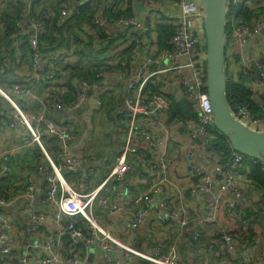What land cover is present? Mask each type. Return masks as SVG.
I'll return each instance as SVG.
<instances>
[{"label":"built area","instance_id":"built-area-1","mask_svg":"<svg viewBox=\"0 0 264 264\" xmlns=\"http://www.w3.org/2000/svg\"><path fill=\"white\" fill-rule=\"evenodd\" d=\"M239 9L259 16L237 23ZM227 11L226 70L237 67V79L246 81L258 104L264 97V0H227ZM5 14L15 17L10 29ZM81 14L89 19L78 39L70 25L77 27ZM25 18L35 33L22 28ZM165 29L173 33L162 42L158 34ZM49 34L54 43L41 40ZM69 68L95 70V80L84 72L68 78ZM106 74L126 82L111 112L120 142L109 162L86 150L81 118L91 108L96 116L116 94L102 86ZM69 91L72 99H66ZM172 103L189 106L192 117L175 116ZM235 109L241 123L264 131V119L248 106ZM76 113L78 123L52 116ZM20 149L36 152L37 162L22 173L0 168V184L13 175L0 196V264H264V236L253 243L240 236L260 226L239 204L244 169L264 167V160L235 152L214 126L197 0H0V158ZM188 181L189 187L180 186ZM198 196L210 198L196 212L197 222L171 204ZM156 202L163 210L156 226L193 243L209 240L205 252L212 257L182 262L175 240L151 251L134 246L128 231L110 230L101 219L106 212L112 223L124 221L135 231Z\"/></svg>","mask_w":264,"mask_h":264},{"label":"crops","instance_id":"crops-1","mask_svg":"<svg viewBox=\"0 0 264 264\" xmlns=\"http://www.w3.org/2000/svg\"><path fill=\"white\" fill-rule=\"evenodd\" d=\"M77 22V28L72 27L73 24L70 25V30L73 35H75L76 38L80 39V36L78 34L83 33L85 34L81 27L84 24V21L82 19L78 18L76 20ZM24 24V22H23ZM22 24V28L24 29ZM33 29V28H32ZM25 30V29H24ZM28 32V31H26ZM29 33V32H28ZM82 35V34H81ZM87 44V50L88 52L91 51V43ZM228 72L226 70V77L227 80L231 81H237L236 77V71L237 67L235 65H232L228 68ZM106 80L103 81L102 86L110 88V86H113L116 90L117 97L120 101V96L122 93L123 86L126 84L123 78L114 77L113 75L106 74ZM231 78V80H230ZM40 91H38V94ZM91 93H88L90 95ZM6 104L3 103V108H5ZM114 109V108H113ZM8 113H12V111L8 110ZM54 119L59 122L62 119H73L76 120L75 117H78L79 114L76 113L72 116H59L52 114ZM117 148L112 149V154L115 152ZM203 155V154H202ZM111 152L106 151L103 155V158L106 160V162H109L111 160ZM8 158L1 159L0 158V168L3 166V164H6V166L9 167L11 171H20L22 173L23 170H29L33 167L34 163L37 162V156L36 152L32 151L31 149H20L19 151H10ZM10 160L7 162V160ZM197 163L201 166L206 167V165L201 161L200 158L197 159ZM248 168L245 169V174H247ZM247 179V175H246ZM13 180V175H10L8 177V182ZM248 180L246 182H242L240 184V188L242 189V199H240V206L243 210H248L255 206L260 201V195L254 191L251 190V188L248 187ZM191 183L188 182H182L180 183V186H185V188L189 187ZM116 200L120 197L121 192L119 189H116ZM210 196H198L195 199L191 200V202L188 201H179V200H173L171 204L173 203L175 206H178L179 209H183L185 213H187V216L190 217L194 222H197L198 217L196 212L199 210L203 211L206 202ZM163 213V210L158 202L154 203L151 207L150 213L148 217L146 218L145 222L141 225V227L135 231H130L128 229V226L124 221L118 220V221H112L110 220V215L106 212L100 213L101 219L106 223L107 227L110 230H116L119 229L120 231H125L130 233V241L134 246L138 247H146L148 246L149 251H151V248L154 246H158L159 244L167 248L170 241H176L178 252L180 255V259L182 262H198L202 258H211L212 257V251H209L208 253L205 252L206 246L209 243L208 241H205L203 243H193L188 235L180 234V233H174V234H168L166 233V230L164 227H162L161 224L155 225V221L157 223L158 217H160ZM175 231V229H174ZM212 231V228H211ZM256 231V230H255ZM258 234H260L262 237L264 236V228L260 227L256 231ZM211 240V239H210ZM24 245L21 246L20 251L24 250ZM121 264H129L127 261H122ZM132 264H147L142 263L140 261L134 260L132 261Z\"/></svg>","mask_w":264,"mask_h":264},{"label":"water","instance_id":"water-1","mask_svg":"<svg viewBox=\"0 0 264 264\" xmlns=\"http://www.w3.org/2000/svg\"><path fill=\"white\" fill-rule=\"evenodd\" d=\"M203 12V30L206 38V91L211 103L215 128L228 138L232 149L253 161L264 160V131H253L232 113L226 96L225 37L227 0H197ZM23 27L35 33L24 19ZM264 33V32H263ZM251 70L261 79L255 63ZM81 113V111H77ZM90 260V259H89Z\"/></svg>","mask_w":264,"mask_h":264},{"label":"trees","instance_id":"trees-1","mask_svg":"<svg viewBox=\"0 0 264 264\" xmlns=\"http://www.w3.org/2000/svg\"><path fill=\"white\" fill-rule=\"evenodd\" d=\"M18 13L19 11L15 12V17H18ZM122 14L127 15L126 13H122ZM258 16L259 14L254 13L253 11H250L247 9H242V10L239 9L238 15L236 16V22L240 23L239 21L241 22L250 21L252 19H255ZM15 17L13 19L11 16L5 14V19H6L8 28L9 26L11 27L13 25V22H14L13 20H15ZM81 17H82V21L89 19L88 16L87 17L82 16L81 14L77 16V18L75 17L74 20L76 21L78 20V18L81 19ZM172 33H173L172 29H165L158 34V37L162 42H166V40L172 35ZM51 39L52 37L50 36V34L46 37L41 38V40L43 42H46L47 44L48 43L50 44ZM55 44L59 45L60 43L58 42ZM75 71L76 70L72 71L69 68L68 78H79L80 76L78 74H81L82 72H84L86 77H88L89 79L95 80L94 78V76L96 75L95 70L89 71L88 69L85 70L84 68H80L79 73L78 71L76 72ZM226 96L229 102L230 109L232 110L233 113H236L237 111L235 109L236 106H248V108L254 115L259 117L260 119H264V111L262 110V108H264V97L260 98L258 104L252 102L250 100L251 92L249 91L245 80L237 79L236 82L235 81L230 82L228 80L227 88H226ZM72 98H73L72 91H69V94L66 96V99H72ZM111 104L113 106L112 109L118 108L120 106V101L118 97L115 98V96L111 95L106 100V102L103 104L100 110L106 111L107 105H111ZM171 110H172V113L179 118H187V117L191 118L192 117V111L190 107L189 106L187 107L183 103H172ZM106 113L107 114L110 113L109 117L110 119H113V117L111 116L110 110L109 111L107 110ZM246 175H247V180L249 182L248 187H250L251 189H254L260 195V201L257 204H255L254 207L248 210H244V211L246 212L250 220L254 222L255 225H258L264 228V223L262 222L264 218V167L260 166V164L248 165V170H247ZM7 180L8 179H5V181H3V183L0 184V196L5 194L6 191H8L7 189L9 186L7 187V185H9L10 182H8ZM240 234H241L240 236H243L250 243H253L254 238H256L257 235L261 236L254 229H251V228H248L246 230H241Z\"/></svg>","mask_w":264,"mask_h":264},{"label":"rangeland","instance_id":"rangeland-1","mask_svg":"<svg viewBox=\"0 0 264 264\" xmlns=\"http://www.w3.org/2000/svg\"><path fill=\"white\" fill-rule=\"evenodd\" d=\"M77 28V27H74ZM59 41L57 40L56 43ZM51 43H54V39H51ZM57 47V45H55ZM74 71L73 69H71ZM237 79V78H236ZM115 98H117V94H114ZM117 101V100H115ZM112 104L107 105V110L112 112ZM95 108L85 109L81 118H83L85 127H84V136L86 144V150L96 155L103 156L105 152L108 150L111 152L112 149L117 148L118 143L120 142V138L114 136V125L115 122L113 119H110L109 114L106 111L98 110L96 111L95 116ZM80 121V117H76V123ZM78 125V124H76ZM78 126H73V128H77ZM117 135V134H116ZM67 182H70V177L64 176Z\"/></svg>","mask_w":264,"mask_h":264}]
</instances>
